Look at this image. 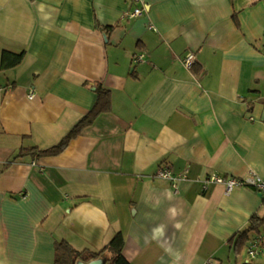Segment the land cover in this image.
I'll return each mask as SVG.
<instances>
[{
	"label": "crops",
	"instance_id": "obj_1",
	"mask_svg": "<svg viewBox=\"0 0 264 264\" xmlns=\"http://www.w3.org/2000/svg\"><path fill=\"white\" fill-rule=\"evenodd\" d=\"M147 3L128 19L133 0H0V264H54L59 241L99 251L118 231L132 264L247 263L264 195L202 181L264 174V0ZM4 51L24 57L6 67ZM96 83L112 109L61 153L32 151L90 112ZM165 165L188 177L174 188Z\"/></svg>",
	"mask_w": 264,
	"mask_h": 264
},
{
	"label": "trees",
	"instance_id": "obj_2",
	"mask_svg": "<svg viewBox=\"0 0 264 264\" xmlns=\"http://www.w3.org/2000/svg\"><path fill=\"white\" fill-rule=\"evenodd\" d=\"M23 57V52L13 53L4 51L2 61L6 67H12L19 64ZM94 90L97 94V99L93 108L58 144L44 149H39L38 147L34 146L31 148V150L36 151L41 156L56 155L61 153L64 149H66L69 142L73 138L78 136L85 127L93 123L98 115L103 112H109L112 109V96L110 89L105 87L102 83H96ZM259 224H261L260 220L254 217L253 222H251L248 227H246L234 237L232 243L237 254H239L241 249L244 247L247 239L249 238V233L257 229V225ZM124 245L125 238L121 231H118L106 244V246L99 251H94L88 248L79 250L65 240L59 241L55 247L54 264H77L78 261L87 262L100 257H103V264H132L123 254ZM107 250H109L112 254L109 258L104 257V254Z\"/></svg>",
	"mask_w": 264,
	"mask_h": 264
},
{
	"label": "built area",
	"instance_id": "obj_3",
	"mask_svg": "<svg viewBox=\"0 0 264 264\" xmlns=\"http://www.w3.org/2000/svg\"><path fill=\"white\" fill-rule=\"evenodd\" d=\"M136 6L124 14L125 18L132 19L141 16L148 8L147 0H133ZM150 28L156 29L152 24ZM144 53L135 55L133 61L135 63L143 62L145 60ZM195 56L193 53H188L183 59L184 65L191 68L194 64ZM2 88L0 87V91ZM30 98L34 96V92H30ZM189 170L185 169L180 174H175L169 166L161 167L157 176L165 179H170L174 188H177L180 179L187 178ZM212 184H222L225 186L226 192H232L237 187H253L259 190L264 195V174L250 173L247 176L227 175L222 176L218 173H211L202 181V189L207 190ZM264 255V231L259 232L251 238L246 246L247 263H255L261 256Z\"/></svg>",
	"mask_w": 264,
	"mask_h": 264
},
{
	"label": "water",
	"instance_id": "obj_4",
	"mask_svg": "<svg viewBox=\"0 0 264 264\" xmlns=\"http://www.w3.org/2000/svg\"><path fill=\"white\" fill-rule=\"evenodd\" d=\"M83 262H84V261H83ZM83 262H82V261H78L77 264H81V263H83ZM100 264H103V260H101Z\"/></svg>",
	"mask_w": 264,
	"mask_h": 264
}]
</instances>
